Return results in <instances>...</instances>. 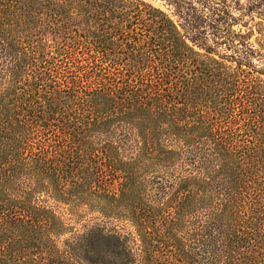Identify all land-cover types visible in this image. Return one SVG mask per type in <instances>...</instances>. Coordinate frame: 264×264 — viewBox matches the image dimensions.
<instances>
[{
  "label": "trees",
  "instance_id": "16d2710c",
  "mask_svg": "<svg viewBox=\"0 0 264 264\" xmlns=\"http://www.w3.org/2000/svg\"><path fill=\"white\" fill-rule=\"evenodd\" d=\"M166 1L182 29L143 0H0V264L54 252L41 194L132 222L138 258L95 229L78 242L95 264H264V0L258 48L224 2ZM84 51L100 63L71 81L46 66Z\"/></svg>",
  "mask_w": 264,
  "mask_h": 264
},
{
  "label": "rangeland",
  "instance_id": "374dc122",
  "mask_svg": "<svg viewBox=\"0 0 264 264\" xmlns=\"http://www.w3.org/2000/svg\"><path fill=\"white\" fill-rule=\"evenodd\" d=\"M147 3H150L156 7L161 8L164 10L182 29L181 24L182 20L175 15L174 7L171 4H168L166 0H143ZM196 5L197 0H187ZM204 2L203 0H200ZM199 1V2H200ZM251 0H209L206 3L209 6H215L220 8V4H224L227 7V12L229 17H234L235 22H233L231 29L234 32H241L244 33L248 30L246 24L244 22L249 21V28L252 29V34L248 38V44L253 46L254 48H258L257 39L261 37L263 30H258L256 25H253L259 17L261 16L258 14L259 8L255 9L251 13L248 11V6L251 5ZM254 1V0H252ZM200 5V4H199ZM200 7V6H199ZM198 7V8H199ZM264 8V6H263ZM258 11V12H257ZM249 14L251 16H249ZM253 18V21L250 20ZM218 32H221V28H223V23H218ZM264 29V28H263ZM207 45H212L210 40L206 41ZM216 52L220 55L229 54L230 51L223 48V46H218L215 48ZM58 59L66 60L65 57H60L57 55ZM76 59H67L64 62L58 61L55 59H49V62L46 64L48 69L52 70L54 73L57 71L62 78L71 81L74 77V74L77 71H80L78 65L81 63L84 67H88L90 65H95L100 63L99 55L96 53L89 54L87 51L76 53ZM73 61L72 63H69ZM253 63H257L256 59H252ZM94 62V63H93ZM227 64L234 66L233 62L227 61ZM165 65H168L165 63ZM258 65V64H256ZM0 67H2V56H0ZM170 70L174 69L173 65L167 66ZM179 67H176V72L178 71ZM56 72V74H57ZM175 77L173 72L169 76L170 81H174ZM260 77L264 78L263 74H260ZM8 80V76L6 72L0 73V87L6 85ZM103 162L99 164L102 166ZM104 169V167H101ZM154 170L148 171L145 173V177H150ZM165 179V173H164ZM120 177L111 175L105 171L103 175V180L101 183L105 186L108 192L117 194L120 188ZM148 193L151 196H154L157 192L155 187H151ZM45 200V204L48 205L54 213L61 219L64 223L65 230L57 238L55 250L52 253H47L44 257L38 256L37 264H95L92 261H88L82 257V252L78 247V242L82 239L83 236L91 232L95 229H100L104 233H111L116 234L130 249L134 258H138V254L140 251V241L135 226L132 224L130 220L127 219H116L113 217L105 216L97 209H91L86 205L82 204L79 206H72L70 203H64L60 201H55L51 197H47V195H40ZM133 264H140L138 260H135Z\"/></svg>",
  "mask_w": 264,
  "mask_h": 264
}]
</instances>
